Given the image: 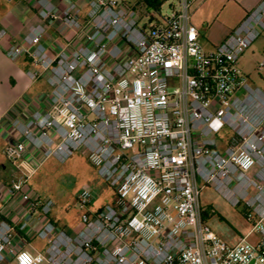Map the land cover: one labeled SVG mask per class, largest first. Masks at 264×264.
Instances as JSON below:
<instances>
[{
  "label": "built area",
  "instance_id": "2783aa9c",
  "mask_svg": "<svg viewBox=\"0 0 264 264\" xmlns=\"http://www.w3.org/2000/svg\"><path fill=\"white\" fill-rule=\"evenodd\" d=\"M195 1L176 0L164 23L141 27L125 0H92L85 20L74 3L59 10L39 0L47 22H64L80 45L56 55L42 43L7 50L12 61L30 58L28 77L51 91L44 106L16 105L0 123L16 170L7 195L21 204L20 229L45 243L15 252V228L0 215V259L15 253L6 264H264V86L239 66L264 32V0L211 52L191 22ZM76 152L115 195L95 209L81 191L80 228L70 232L30 180L47 160ZM210 185L244 204L258 244L231 246L203 219Z\"/></svg>",
  "mask_w": 264,
  "mask_h": 264
},
{
  "label": "crops",
  "instance_id": "0c3cea01",
  "mask_svg": "<svg viewBox=\"0 0 264 264\" xmlns=\"http://www.w3.org/2000/svg\"><path fill=\"white\" fill-rule=\"evenodd\" d=\"M48 1L59 10L65 9L72 3L76 4L81 10V18L85 20L92 0ZM125 1L131 3L132 5L144 4L143 2L137 0ZM215 1L216 0H196L191 9V22L199 29L200 41L203 49L206 52L213 51L215 47L221 44L233 31V29L243 21L247 13L255 8V6L263 0H224L227 2V5H234V3H236L238 10H236L231 16L230 22L228 21V23H225L221 27V30L214 29L217 20L214 18V11H212L211 7ZM145 7L148 8L146 4ZM0 24L7 31L6 37L0 40L1 123V120L16 105H20L23 108H26V106L29 105L41 107L44 106L45 101L47 100L51 91V88L47 84L45 78L31 81L28 77L27 72L34 68L30 58L22 57L17 61H12L8 58L7 50L9 47L14 43L31 47L37 43H42L44 46H46L51 55H56L67 45H80V40L76 35V32L67 27L64 22L58 20L53 24H49L45 19V11L40 5L39 0H0ZM206 33L210 38L208 41V49H205L204 45L207 41V37H205ZM259 40H261L262 54L264 57V32L257 41ZM250 80L256 86H264V71H259L258 78L256 80H252L251 78ZM5 145L6 139L4 136L0 135V215L15 228V252L21 249L30 250L32 252H35L36 250L42 251L45 248L44 242L41 245H35L32 243V240L39 239L36 233L31 229L26 231L20 229L22 220L18 212V207L21 204L10 200L9 196L7 195L6 185L10 181L11 177L16 174V170L4 155L3 150ZM33 177L30 180V186L34 191L31 183ZM106 203L94 205V208L98 209ZM52 219L61 227L66 228L70 232H75L80 228V224L77 227L72 228L67 224H60L59 221L53 217ZM32 220L33 218L31 221ZM206 222L208 223V218L206 219ZM249 224L251 227L239 232L238 237H231L227 233L214 230L208 223L212 230L223 241L231 246L237 245L242 239H247L253 244L259 243V235L253 231V224L250 222ZM14 261L15 253L8 252L3 258L0 259V264H6L7 262Z\"/></svg>",
  "mask_w": 264,
  "mask_h": 264
},
{
  "label": "rangeland",
  "instance_id": "374dc122",
  "mask_svg": "<svg viewBox=\"0 0 264 264\" xmlns=\"http://www.w3.org/2000/svg\"><path fill=\"white\" fill-rule=\"evenodd\" d=\"M161 2L158 10L153 7L146 8L145 4L135 5L139 15L143 16L139 26L151 27L157 22L164 23V18L170 14L171 5L176 3V0ZM211 9L217 20L214 29L221 30L225 23L230 22L238 6L236 3L227 5L224 0H216ZM205 37L207 41L204 45L205 49H208L210 38L207 33ZM263 58L261 40H259L239 60V66L252 80H256L259 73L258 64ZM31 183L38 196L54 201L55 206L51 216L60 224H67L72 228L80 224L82 212L77 207L76 196L81 191L89 190L92 193L94 205L111 202L115 195L82 152L74 153L66 162H60L55 158L47 160L39 168ZM201 206L205 209L210 208L208 223L214 230L227 233L231 237H238L239 232L251 227L245 216L244 204L238 207L233 206L214 185L202 190ZM32 243L41 245L43 241L36 239L32 240Z\"/></svg>",
  "mask_w": 264,
  "mask_h": 264
},
{
  "label": "trees",
  "instance_id": "16d2710c",
  "mask_svg": "<svg viewBox=\"0 0 264 264\" xmlns=\"http://www.w3.org/2000/svg\"><path fill=\"white\" fill-rule=\"evenodd\" d=\"M161 3L160 1H156V0H146L144 2V4L147 5V7H153L155 8L156 10L159 9V7L161 6ZM209 214H210V208L206 209L203 213V219L206 221L207 218H209Z\"/></svg>",
  "mask_w": 264,
  "mask_h": 264
},
{
  "label": "water",
  "instance_id": "95a60500",
  "mask_svg": "<svg viewBox=\"0 0 264 264\" xmlns=\"http://www.w3.org/2000/svg\"><path fill=\"white\" fill-rule=\"evenodd\" d=\"M252 264V263H251Z\"/></svg>",
  "mask_w": 264,
  "mask_h": 264
}]
</instances>
